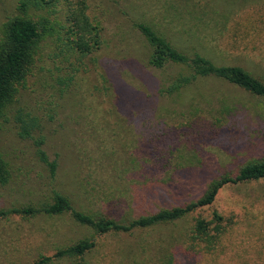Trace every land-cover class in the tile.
<instances>
[{"label":"rangeland","instance_id":"1","mask_svg":"<svg viewBox=\"0 0 264 264\" xmlns=\"http://www.w3.org/2000/svg\"><path fill=\"white\" fill-rule=\"evenodd\" d=\"M16 1L0 0V36ZM86 1L90 16L102 23L100 48L86 56L65 51L51 58L64 46L45 39L43 62L19 103L41 121L36 135L43 137L48 159L57 161L56 181L49 178L33 139L19 137L8 119L0 132V149L10 162L12 178L0 187V210L39 205L55 188L78 206L128 223L194 201L210 180L264 158V98L220 81L202 82L181 100L154 96L167 70L148 65L149 47L134 27L150 24L180 51L200 53L216 65L240 66L264 81V0ZM60 7L58 19L64 13ZM203 89L214 96L203 100L202 107L219 108L220 102L232 107L223 126L206 128L207 113L185 110L187 98ZM173 146L194 156L193 170L188 176L178 171L169 188L158 187L154 193L150 182L170 180L166 159ZM138 164L147 170L140 172ZM214 212L230 226L213 258L199 264H264V180L223 187L212 205L192 217L209 220ZM192 217L173 230L184 231ZM170 231L155 227L99 238L86 264H156V248ZM91 236L68 215L0 219V264H33ZM180 254L176 263L186 264Z\"/></svg>","mask_w":264,"mask_h":264},{"label":"trees","instance_id":"2","mask_svg":"<svg viewBox=\"0 0 264 264\" xmlns=\"http://www.w3.org/2000/svg\"><path fill=\"white\" fill-rule=\"evenodd\" d=\"M193 5L200 7L203 4ZM60 6L64 13L58 19L56 9L57 7L61 9ZM87 9L86 0H17L14 12L2 26L0 36V132L8 119H11L19 137L33 139L38 157L46 165L49 178L53 182L57 178V161L48 159L42 148L43 137L36 135V132L41 130V121L19 103L22 90L26 89L27 82L43 62L41 43L45 39L56 42L58 47L64 46L62 54L61 50L60 53L50 55L51 58L62 56L65 51L86 56L100 48L102 23L93 19ZM221 18L223 20L226 17L222 15ZM134 27L149 47L148 65L156 70H167L166 80L164 78L161 81L159 90L153 93L154 96L159 94L181 100L189 91L192 93V89L200 88L202 82L220 81L248 95L264 98V81L250 71L236 65H216L197 52L184 53L150 24L135 23ZM68 56H63V59ZM212 96L214 95L206 94L204 89L197 91L187 98L186 102L189 104L187 108L184 107L189 113L192 112L191 115L197 114L196 112L205 115L207 113L209 116L205 118L204 126L210 129L223 126L232 108L221 102L219 108L206 104L202 107L203 100ZM167 157L169 158L166 159V166L169 165L168 177L171 181L168 180L166 184L164 181L150 182L149 186H153L150 189L154 193L158 187L169 188L173 183V176L178 171L188 176L193 170L195 158L188 153L187 148L173 146ZM138 165L140 172L147 170L144 165ZM161 166L163 168V165ZM11 178L10 162L5 159L0 149V187L6 186ZM259 180H264V158L242 165L234 174H223L210 180L202 195L194 201L182 206L161 208L151 214L140 215L128 223L114 219L105 211L92 212L78 206L59 189L51 188L49 199L45 202L39 205L20 204L0 210V219L19 216L27 220L37 216L68 215L73 222L91 231V237L62 246L56 249L51 257L40 256L33 264H49L54 259L63 258H72L70 264H86V255L97 248L99 238L112 234L128 235L155 227L171 229L166 241H162L156 248L158 254L156 264H177L176 255L179 252L181 257L187 258L184 261L186 264H195L190 262L192 259L199 264L201 260L213 258L220 246L221 237L230 226V221L217 212H214L209 220L199 215L192 216L212 205L223 187ZM190 217H192L190 224L186 225L184 231L173 230L179 222H184Z\"/></svg>","mask_w":264,"mask_h":264}]
</instances>
